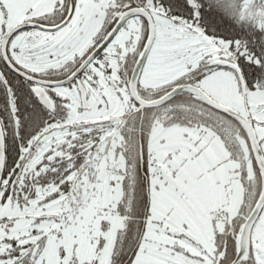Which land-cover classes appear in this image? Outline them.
<instances>
[{
  "label": "snow or ice",
  "instance_id": "obj_1",
  "mask_svg": "<svg viewBox=\"0 0 264 264\" xmlns=\"http://www.w3.org/2000/svg\"><path fill=\"white\" fill-rule=\"evenodd\" d=\"M0 264H264V0H0Z\"/></svg>",
  "mask_w": 264,
  "mask_h": 264
}]
</instances>
